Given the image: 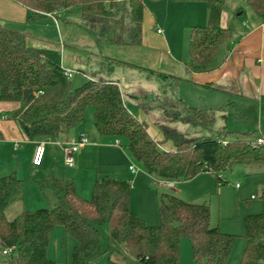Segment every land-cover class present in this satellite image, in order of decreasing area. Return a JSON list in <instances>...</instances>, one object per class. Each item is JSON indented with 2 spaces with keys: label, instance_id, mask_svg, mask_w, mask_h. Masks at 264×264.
<instances>
[{
  "label": "trees",
  "instance_id": "trees-1",
  "mask_svg": "<svg viewBox=\"0 0 264 264\" xmlns=\"http://www.w3.org/2000/svg\"><path fill=\"white\" fill-rule=\"evenodd\" d=\"M12 1L34 17L79 10L91 30H100L98 44L103 47H139L143 43L146 0ZM174 1L206 4L207 24L190 31L187 69L191 74L212 71L221 47L233 35L232 29L222 26L226 0ZM247 5L264 18V0H247ZM158 78L163 81L167 77ZM37 92L43 94L35 96ZM162 99L166 116L175 118L176 112H184L181 122L213 129L211 112L186 108L171 94ZM0 101L22 104L10 119L29 141L37 142L68 137L85 123L86 110L93 107L98 136L126 139L131 156L156 180L183 183L210 173L221 187L227 183L221 175L232 166L264 164V145L257 144L262 138L256 132L222 128L212 137L188 138L158 124L163 140H155L147 122L129 112L116 84L89 80L72 88L57 62L30 46L25 35L4 25H0ZM167 142L172 143V149L162 148ZM38 186L48 208L23 209L10 220L7 212L23 202L25 183L15 174L0 177V252L7 264H54L48 258V246L56 226H62L66 236L76 242L71 264H99L103 257L100 228L106 226L107 264H179L184 238L189 240L197 263L227 264L237 238L210 226L206 204L188 203L172 194L160 196L161 223L150 227L130 209V183L108 175L95 182L90 200L82 199L73 180L66 178L49 175ZM261 199L262 212L243 219L246 247L240 264H264V194ZM4 251L9 253L4 255Z\"/></svg>",
  "mask_w": 264,
  "mask_h": 264
},
{
  "label": "crops",
  "instance_id": "crops-1",
  "mask_svg": "<svg viewBox=\"0 0 264 264\" xmlns=\"http://www.w3.org/2000/svg\"><path fill=\"white\" fill-rule=\"evenodd\" d=\"M157 1L161 2L163 0ZM170 4H174L177 8L187 9L189 12L195 11V16H190L188 19L190 20L188 30L207 24L208 9L206 4L202 2H177ZM225 10L222 16V24L224 22ZM66 14L65 18L63 13H59L57 16L38 15L34 17L30 11L15 4L12 0H0V25L7 26L25 35L30 46L45 54L53 55L61 68L71 71L73 69L80 70L82 77L86 78V81L82 85L89 80L101 81L100 79L107 83L116 84L122 94L124 104L134 116H136L133 112L134 108L138 105H143L144 96H147L148 93L140 89H126L122 84L118 72L133 73L135 69L144 73V69H146L150 71L148 74L157 75L159 81L158 75H164L167 78L163 81L173 79L175 84L179 85L177 92L169 91L167 94L163 92V97L171 94V97L174 96L176 99L181 100L186 108L211 112L214 115V125H218L215 132L222 128H226L229 131H250L256 132L264 140V18L257 16L252 10L249 11L248 21L244 22L246 25L242 24L243 30L240 33L235 30L238 26L236 24H233V26L232 24H228L229 26L224 27L232 29L233 35L221 47L213 62V70L203 74H191L188 71L189 54L185 50L184 52L180 51V48H178L179 52L178 50L176 52L173 42L171 45H167V40L158 35L160 29L157 30V35L147 33V36H144V30H148L154 25L156 27L159 25L158 18L153 15L151 9L149 12H146L145 9L144 12L142 26L143 43L139 47H98V35L85 28L86 25L82 17ZM71 19H80V25ZM163 23L165 29H167V24ZM88 49H92V51L89 52L87 51ZM97 50H99V53ZM84 69H87L89 74L83 72ZM161 82L159 92L162 91ZM124 92L129 94L125 96ZM19 108H21L19 103L0 101V133L3 136V141L1 142L2 149L5 146L6 151L13 146L14 150H19L21 145L26 143L32 146V153L34 154L37 141H29L21 131L19 125L10 119L11 113ZM180 113L183 115L184 112ZM137 118L144 121V117L141 115ZM155 125L159 129L158 125ZM187 125L195 126L192 124ZM82 126L73 130L68 137H61L59 139L70 142L78 139L82 134L87 137L85 129L81 128ZM189 128L191 127H187L186 129L198 132L195 131L196 129ZM154 129L156 130L155 127ZM213 129L210 131H213ZM94 131L92 135L93 140L87 137L91 141L89 140V144L80 149L75 155V168L73 169H76L77 165L80 166L88 156L87 154L94 150L95 147L98 149V140H102V138L98 136L96 129ZM149 132L151 134L150 129ZM159 132H161L160 129ZM89 133L91 135V131ZM181 133L186 134L185 132ZM158 135L155 138L151 134L155 140H163L162 132ZM186 135L190 134L187 133ZM202 137L206 138L204 136L192 138ZM112 141L114 142V139ZM50 142L54 143L51 147L55 148V150L59 149L60 152L62 151L56 145V139H51ZM113 145L114 147L117 146L116 141ZM172 147L171 142H167L162 146L165 150H170ZM117 149L123 150L121 145L117 146ZM122 153L130 161L126 151ZM131 165L125 170L123 176L117 173L115 179L135 184L142 182L143 177L138 176L141 170L139 169V172L133 174L129 169ZM65 169L69 168L65 167ZM204 174L209 173H202L197 178ZM147 176L148 178L150 177L149 175Z\"/></svg>",
  "mask_w": 264,
  "mask_h": 264
},
{
  "label": "rangeland",
  "instance_id": "rangeland-1",
  "mask_svg": "<svg viewBox=\"0 0 264 264\" xmlns=\"http://www.w3.org/2000/svg\"><path fill=\"white\" fill-rule=\"evenodd\" d=\"M168 2L177 3L174 0H163L161 2L146 0V12H149L151 9L153 15L157 16L159 25L157 27L154 25L148 30H144V36L147 33L157 35V30L160 29L158 35L164 38V40H167V45H171L173 42L176 47V52L177 50L179 52L178 48H180V51L184 52L185 50L188 53L189 35L191 31L188 30L190 24V20L188 19L190 16H195V11L189 12L187 9L177 8L174 4ZM225 7L226 10L222 26L227 27L229 26L228 24H232V26L236 24L238 26L235 30L240 33L243 30L242 24L248 21V14L251 11L247 5V0H226ZM68 14L81 17L79 10ZM66 15V13H63L64 18ZM71 20L80 25V19ZM163 22L167 24V29H165ZM85 25L86 29L98 35L99 40L101 35L100 30L97 28L91 30L90 26ZM98 47L104 48L106 46L103 47L98 44ZM87 51L91 52L92 49H88ZM97 52L99 53V50ZM120 67L123 69L122 66ZM73 71L74 74L70 82L71 87L76 89L86 81V78L82 77L80 70L73 69ZM83 72L89 74L87 69H84ZM118 73L126 89H140L148 93L147 96H144L143 105H138L134 108L133 112L137 117H140V115L144 117V121L147 122L151 134L155 138L161 133L155 124L169 126L186 134L189 133L190 135L185 134L188 138L201 136L207 138L214 135L218 128L217 124L214 125L213 131H208L196 126L183 124L179 118L181 115L180 112H176L175 118L166 116L165 108L162 104L163 92L166 94L169 91L177 92L179 85H176L173 79L161 82L162 91L160 93V81L157 79V75L148 74L150 73L149 70L144 69V73L135 69L133 73L121 71ZM100 80L103 81L102 79ZM127 92H124L125 96L129 94ZM20 105L22 107V104ZM129 108L132 110L131 107ZM185 127H191L189 129L193 128L198 132H192V130L190 131ZM81 128L85 129V135L93 140L92 135L95 132L93 107H89L86 110L85 123ZM90 131L91 135L89 133ZM112 140L110 138L98 140V149L95 147L94 150L89 152L86 159L83 160L80 166L77 165L76 169H65L64 158L61 154L62 151L60 152L59 149L55 150V148L51 147L54 145V143L50 142L51 139L47 141V155L44 160V165L41 168H33L31 165L33 151L30 144L25 143L21 145L19 150H14L12 146L11 149L5 151V146L2 149L1 142L3 140H0V177L15 174L25 183L23 202L17 203L9 209L7 212L8 219H14L23 209L35 212L48 208V202L41 193L38 183L49 175L73 180L78 195L84 200H90L92 198L94 184L98 179H101L104 175L115 179L117 173L123 176L128 166L134 164L141 170L138 176L143 177V181L139 182V184L130 182V209L135 215L143 220L146 225L158 227L161 223L158 202L160 196L164 194L176 195L188 203L206 204L210 209V226L212 228H218L224 234L237 237L228 257L227 264H240L246 247V241L243 237V219L248 215H258L263 210L261 197L264 194V164L245 163L232 166L230 170L221 175L227 182L221 187L217 185L215 176L209 173L187 182L177 183L178 185L173 190L157 189L154 186L155 180L151 177L148 178L145 168L131 156L127 148V140L124 138L119 140L114 139V142H120L123 150L117 149V146L115 148ZM124 151L128 154L130 161L123 155L122 152ZM237 185L238 187L236 188ZM75 245V240L66 236L64 228L62 226H56L50 234L48 258L54 264H71V252ZM100 245L103 257L99 264H107L109 247L107 226L100 228ZM0 264H7L6 258L1 252ZM179 264H199L194 260L191 244L186 238L182 239L180 243Z\"/></svg>",
  "mask_w": 264,
  "mask_h": 264
},
{
  "label": "built area",
  "instance_id": "built-area-1",
  "mask_svg": "<svg viewBox=\"0 0 264 264\" xmlns=\"http://www.w3.org/2000/svg\"><path fill=\"white\" fill-rule=\"evenodd\" d=\"M158 33H160V31H158ZM63 72L67 80H70L74 74V72L71 70L63 69ZM42 94H43L42 92H37L35 96H39ZM47 141L48 140H42L36 143V147H35L33 158H32L33 167L38 168L43 165L44 159L46 156ZM88 144H89V140L83 134L80 135L78 139L74 141H70V142L64 141L61 139H56V145H58L62 150V154L64 158V165L66 168H69V169L75 168V162H74L75 155L79 152L80 149L84 148ZM257 144L264 145V140L258 139ZM116 145L119 146L120 143L116 142ZM129 169L133 174L139 172V169L134 164H132L129 167ZM154 180H155L154 186L157 189H174L177 185V183L174 181L156 180V179ZM7 252L9 253V251H4V255H7Z\"/></svg>",
  "mask_w": 264,
  "mask_h": 264
},
{
  "label": "water",
  "instance_id": "water-1",
  "mask_svg": "<svg viewBox=\"0 0 264 264\" xmlns=\"http://www.w3.org/2000/svg\"><path fill=\"white\" fill-rule=\"evenodd\" d=\"M49 59H51L53 62H56L55 58L51 54H46Z\"/></svg>",
  "mask_w": 264,
  "mask_h": 264
}]
</instances>
